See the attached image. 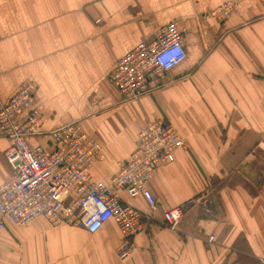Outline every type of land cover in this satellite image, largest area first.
<instances>
[{
    "label": "crops",
    "instance_id": "1",
    "mask_svg": "<svg viewBox=\"0 0 264 264\" xmlns=\"http://www.w3.org/2000/svg\"><path fill=\"white\" fill-rule=\"evenodd\" d=\"M232 1L0 0V104L31 83L40 132L81 121L101 148L93 180L118 172L149 121L164 119L184 143L148 184L154 210L119 193L144 215L129 257L118 256L113 221L89 234L72 221L5 219L0 264H264V0L213 15ZM173 21L185 59L153 94L120 101L108 82L116 62ZM27 143L51 150L46 135ZM7 145L0 139V185L13 173ZM190 200L166 227L164 213Z\"/></svg>",
    "mask_w": 264,
    "mask_h": 264
},
{
    "label": "built area",
    "instance_id": "2",
    "mask_svg": "<svg viewBox=\"0 0 264 264\" xmlns=\"http://www.w3.org/2000/svg\"><path fill=\"white\" fill-rule=\"evenodd\" d=\"M240 1L221 5L213 15H229ZM185 57L182 32L173 21L118 60L108 82L120 101L137 100L162 88L166 74ZM34 90L33 84L24 83L7 103L0 104V139L7 141L4 157L13 170L12 177L0 185V234L5 219L17 226L30 225L40 218L53 225L72 221L89 234L113 221L122 235L118 256L129 257L130 239L141 231L144 215L126 204L119 193L130 199L140 197L154 210L156 201L148 184L155 169L172 162L175 153L184 148L182 138L164 119L149 121L139 131L134 151L118 172L108 182L95 181L91 173L94 162L101 158L98 142L83 131L81 121L40 132L41 113L31 107ZM40 135L48 136L50 152L28 145L29 138ZM192 203L190 200L166 211V227L174 229Z\"/></svg>",
    "mask_w": 264,
    "mask_h": 264
},
{
    "label": "bare ground",
    "instance_id": "3",
    "mask_svg": "<svg viewBox=\"0 0 264 264\" xmlns=\"http://www.w3.org/2000/svg\"><path fill=\"white\" fill-rule=\"evenodd\" d=\"M157 169V168H156Z\"/></svg>",
    "mask_w": 264,
    "mask_h": 264
}]
</instances>
